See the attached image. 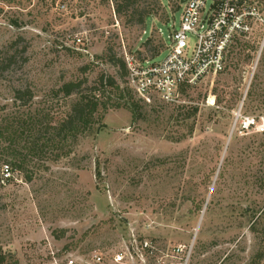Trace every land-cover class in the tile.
<instances>
[{
    "label": "rangeland",
    "instance_id": "obj_1",
    "mask_svg": "<svg viewBox=\"0 0 264 264\" xmlns=\"http://www.w3.org/2000/svg\"><path fill=\"white\" fill-rule=\"evenodd\" d=\"M160 1L168 18L143 30L112 0H0V180L12 168L0 188V264H93V253L114 264L127 249L134 264H158L177 246L191 249V264H264V22L253 21L223 73L179 102H144L107 52L147 57L150 38L165 49L182 9ZM255 3L264 20V0ZM101 74L125 97L106 87L91 131L46 144L75 100L60 88L86 81L99 95L87 88ZM31 120L41 123L22 135ZM145 240L153 256L136 250Z\"/></svg>",
    "mask_w": 264,
    "mask_h": 264
},
{
    "label": "built area",
    "instance_id": "obj_2",
    "mask_svg": "<svg viewBox=\"0 0 264 264\" xmlns=\"http://www.w3.org/2000/svg\"><path fill=\"white\" fill-rule=\"evenodd\" d=\"M260 16L255 0H187L182 5L180 26L173 25L169 45L164 41L168 50L164 60L141 61L126 54L128 87L144 102L155 96L167 104L179 102L183 88L193 87L205 78H215L226 70L233 46L250 38L253 21L264 22ZM76 41L82 43L79 38ZM11 177V167L5 165L1 183L5 185ZM136 250L142 256V251L152 256L157 252L148 240L136 246ZM104 258L103 254L93 253L91 262L104 264ZM111 260L114 264H134V255L129 249L122 250L114 253ZM67 264L78 263L69 260ZM158 264H191V249L186 246L167 249Z\"/></svg>",
    "mask_w": 264,
    "mask_h": 264
},
{
    "label": "trees",
    "instance_id": "obj_3",
    "mask_svg": "<svg viewBox=\"0 0 264 264\" xmlns=\"http://www.w3.org/2000/svg\"><path fill=\"white\" fill-rule=\"evenodd\" d=\"M115 14L118 15L126 25L131 27H138L140 29H145L147 22L153 17H159L160 20L163 21V18H168V15L164 13L165 8L162 5L160 0H112ZM170 2H174V0H169ZM176 9L175 12L182 9V5L180 0H175ZM164 16V17H163ZM164 22V21H163ZM144 47L146 49L147 57H144V54L140 53V60H155L161 53L165 50L164 45H155L152 38L148 39L146 43H144ZM109 61L122 70L123 75L126 77L127 70L125 62L117 58L114 52L110 49L107 52ZM148 58V59H147ZM86 81H76V82H68L65 83L61 88L60 92L65 97H73L75 96V100L73 101L70 110L67 114L56 124L52 125L53 127L49 128L47 132H49L53 139H47L46 144L52 143H67L69 140H76L78 136H82L86 134L88 131H91L93 125L97 122L100 115L101 108L103 110H107L108 104L102 102L101 92L108 86L117 87V90L120 91L119 86L114 78L108 77L104 74H101L96 80V86L92 89H88V92H97L99 95H92V93H85L84 86H86ZM189 88H183L181 90L182 95L187 93ZM90 90V91H89ZM127 95L129 93L127 92ZM31 98L30 91H16V98L18 100H24L26 97ZM125 97L124 90L120 91V98L123 99ZM127 105V103H125ZM133 107L135 104L132 105ZM197 108L195 112H197ZM31 121L24 122V128L22 129V135H24L28 130L26 127L38 126L39 123L35 120L33 123ZM23 124V123H22ZM22 126V125H21ZM41 127V126H40ZM21 128V127H20ZM40 142L38 143V145ZM43 143V145H46ZM38 147V146H37ZM16 164V163H15ZM14 164V165H15ZM18 170L23 169V163H19L15 165ZM12 170V168H11ZM26 179L31 181V177L27 176ZM1 180H0V188H1ZM4 261V257L0 258V263Z\"/></svg>",
    "mask_w": 264,
    "mask_h": 264
},
{
    "label": "water",
    "instance_id": "obj_4",
    "mask_svg": "<svg viewBox=\"0 0 264 264\" xmlns=\"http://www.w3.org/2000/svg\"><path fill=\"white\" fill-rule=\"evenodd\" d=\"M187 2V0H180L181 5H184Z\"/></svg>",
    "mask_w": 264,
    "mask_h": 264
}]
</instances>
